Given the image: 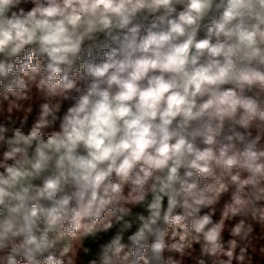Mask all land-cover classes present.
I'll return each mask as SVG.
<instances>
[{
  "label": "clouds",
  "instance_id": "1",
  "mask_svg": "<svg viewBox=\"0 0 264 264\" xmlns=\"http://www.w3.org/2000/svg\"><path fill=\"white\" fill-rule=\"evenodd\" d=\"M0 264H264V0H0Z\"/></svg>",
  "mask_w": 264,
  "mask_h": 264
}]
</instances>
